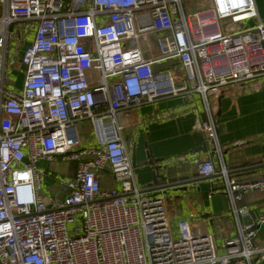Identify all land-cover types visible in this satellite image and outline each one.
Masks as SVG:
<instances>
[{
  "label": "built area",
  "instance_id": "1",
  "mask_svg": "<svg viewBox=\"0 0 264 264\" xmlns=\"http://www.w3.org/2000/svg\"><path fill=\"white\" fill-rule=\"evenodd\" d=\"M187 1L0 0V264H262L264 242L254 239L264 212L244 224L240 202L264 191V175L228 176L211 107L235 86L251 93L264 83V22L255 0ZM17 21L18 38L30 37L18 88L5 82ZM164 97H181L210 144L209 157L180 160L223 179L235 235L220 254L185 217L173 232L164 189L135 181L119 115ZM58 159L78 167L75 179H58L70 193L48 207L42 183ZM106 172L115 185L102 186Z\"/></svg>",
  "mask_w": 264,
  "mask_h": 264
},
{
  "label": "crops",
  "instance_id": "2",
  "mask_svg": "<svg viewBox=\"0 0 264 264\" xmlns=\"http://www.w3.org/2000/svg\"><path fill=\"white\" fill-rule=\"evenodd\" d=\"M255 3L259 20L264 22V0H255ZM26 44L27 42L23 47ZM234 89L233 95L220 97L211 107L218 142L223 148L222 161L231 178L263 176L264 83L259 90L251 93L243 92L239 86ZM165 112L170 113L168 117L163 116L159 120L153 118ZM119 119L125 124L123 132L127 152L130 157L134 153L135 181L139 185L164 187L172 231H176L177 221L185 217L197 231L210 233L215 249L219 253L222 252L221 245L224 240L235 235V225L229 213V198L224 190L223 179L220 176L209 179L199 177L195 163L189 157L180 160V157L191 153L203 159L210 155L209 141L194 130L195 115L188 110L181 97H164L145 103L139 109H129L121 113ZM86 125L88 126V123L83 122V128ZM147 160H151L152 164L141 167ZM39 164L44 168L48 167L44 161ZM216 164L218 169L220 164ZM49 167L67 173L69 165L68 161L58 159ZM154 167H158L157 183L151 179ZM190 179L197 181L187 182ZM101 182L103 187L115 185L107 172L101 176ZM173 183L181 184L166 188L164 186ZM42 184L48 186L51 196L57 194L62 186L58 178L49 175H46ZM42 193L44 196V188ZM240 204L256 215L264 212V191L254 190L246 193ZM256 232L254 243L262 244L264 224L257 226Z\"/></svg>",
  "mask_w": 264,
  "mask_h": 264
},
{
  "label": "rangeland",
  "instance_id": "3",
  "mask_svg": "<svg viewBox=\"0 0 264 264\" xmlns=\"http://www.w3.org/2000/svg\"><path fill=\"white\" fill-rule=\"evenodd\" d=\"M195 4L197 3L198 6H200V4H202L201 0H194ZM187 0H184V5L187 6ZM222 22V21H221ZM23 25L24 23L22 21H17V23L13 24L12 26H10V40L8 43V56H12L13 53H15L14 57L17 60V64L14 66L9 67L6 72H5V77H6V86L10 87V86H15L18 87L19 84H21L22 81V74H23V69H22V65L20 62V55H19V51L21 50V48L23 47V45L25 44V40L30 39L29 36L24 37V33H23ZM18 31L21 32L22 37L24 38H18ZM84 122L88 123V126H84L81 134L84 136V142H85V147L88 148H92V146L96 145V141H95V137L93 134V130L90 127L89 121L85 120ZM68 171L67 173H61L60 171H55L52 169H49L47 171V175L54 177V178H58V179H63V178H67L70 180L75 179V175H76V171H77V160H70L68 161ZM43 188H44V196H43V201L45 202V204L49 207L51 206V202L49 201V197L51 196V193L49 192V188L46 184H43ZM70 193V188L67 185H62L61 188L59 189V191L57 192V194H55L54 196H52L56 201L57 200H62V198ZM75 223L74 224H70L68 227L70 229L73 228L74 225L79 224L81 221V215L80 214H76L75 216ZM217 251V250H216ZM218 254H220L217 251Z\"/></svg>",
  "mask_w": 264,
  "mask_h": 264
},
{
  "label": "water",
  "instance_id": "4",
  "mask_svg": "<svg viewBox=\"0 0 264 264\" xmlns=\"http://www.w3.org/2000/svg\"><path fill=\"white\" fill-rule=\"evenodd\" d=\"M131 162L133 164V167H136V163H135V159H134V153L131 154ZM147 164H152L151 163V160H147L146 162H143V164L141 165V167H145ZM240 170H244V169H240ZM151 174H152V178H151L152 181L154 183H157L156 179L159 177V175H158V167H154V169H153V171H152ZM218 176H219V173L218 174H215V175L209 176L208 179L209 178H212V177H217L218 178ZM202 178H205V177H202ZM195 181H197V180L196 179H190L187 182H195ZM180 184L181 183H173V184H168V185L166 184L164 186L166 188V187H169V186L170 187H172V186H179ZM161 188H164V187H157V186H155V187H152L151 189L152 190H158V189H161ZM248 214L249 215H245L244 217H242L243 222L245 224H250L252 222V218H255V216H256V214H254V212L252 210H249L248 211ZM255 227H257V225Z\"/></svg>",
  "mask_w": 264,
  "mask_h": 264
}]
</instances>
